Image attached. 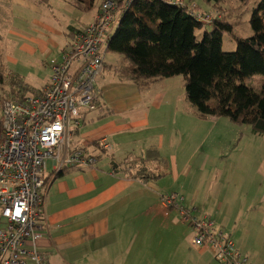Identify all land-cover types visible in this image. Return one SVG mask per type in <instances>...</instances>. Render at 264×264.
<instances>
[{"label":"crops","instance_id":"obj_1","mask_svg":"<svg viewBox=\"0 0 264 264\" xmlns=\"http://www.w3.org/2000/svg\"><path fill=\"white\" fill-rule=\"evenodd\" d=\"M39 46L44 52L46 45ZM48 81L49 77L35 92ZM183 88L175 78L157 82L147 90H138L131 83L99 84L96 92L103 109L80 112L78 129L72 134L79 145L70 144L69 151L93 148L102 138L108 139L112 149L98 154L97 163L89 168L66 165L55 173L50 161L53 170L44 175L38 210L42 236L37 248L44 264H172V251L154 248L157 232L166 237L172 227L169 216L162 212L161 197L169 194L163 179L175 176L177 183L180 173L188 169L225 167L202 154L198 145L188 152L192 142L188 144L186 139L201 135L203 120L194 110H188ZM94 113H99V118L86 125L88 116ZM187 114L191 116L190 126L179 120ZM147 149H156L161 156L160 161L146 164L157 178L142 182L116 171L126 157L141 156ZM188 202L195 206L196 196ZM239 209L236 217H225L221 225L212 220L215 231L227 234L250 264H264L263 192H248ZM203 216L210 217L209 213Z\"/></svg>","mask_w":264,"mask_h":264},{"label":"rangeland","instance_id":"obj_2","mask_svg":"<svg viewBox=\"0 0 264 264\" xmlns=\"http://www.w3.org/2000/svg\"><path fill=\"white\" fill-rule=\"evenodd\" d=\"M68 1L0 0V36L2 37L0 43V106L5 100H20L21 97L35 95L42 81L51 75L48 67L50 59L57 58L60 61L68 30H82L91 21L94 13L102 14V6L106 3L119 6L118 0H95L92 11L80 12L70 6ZM189 1L199 6L198 11L203 15H217L216 10L219 11L221 17L242 39L252 35L253 12L262 2V0H248L246 3H243V0ZM115 11L114 18L108 27V31L113 33L121 18L120 12ZM199 12L197 14L201 16ZM211 30L212 27L206 23L202 31L198 32V39L204 31ZM41 43L46 45L44 52L39 46ZM235 49L236 42L225 33L222 38V51L233 52ZM103 61L114 65L121 63L122 58L109 52L105 53L104 49ZM108 76L103 72L98 77L95 83L96 89L102 83L107 84L110 81L120 83L112 78L109 80ZM174 78L178 84L183 85L182 76ZM254 78L256 77L248 78L245 85L256 90L260 88V85L253 84ZM3 79L5 82L1 83ZM101 104L103 105L102 102ZM188 110L194 109L189 105ZM98 118L99 113L90 114L86 125ZM179 120L186 126L192 124L189 114L179 117ZM75 121L78 119H70L65 134L68 146L70 144L79 145L76 137L72 135L78 129L74 124ZM186 141L188 144L192 142L188 152L198 145L201 147L202 154L215 158L216 164L225 167L211 168L207 165L204 171L188 169L180 173L177 183L173 180L175 176L167 175L163 179L162 185L169 187L166 189L169 194L165 195L185 198L184 207L188 210L182 206L183 201H181V206L172 207L166 213L162 211L165 217L169 216L172 227L169 236L166 234V237H161L157 232L154 248L172 251L173 256L170 257L172 264H218L207 246L197 247L192 244L195 229L191 224L183 221L180 211H186L192 220L203 222L212 217L211 220L220 224L225 217H230L232 214L233 216L238 215L239 208L248 192L252 195L259 190L264 195V133L255 134L250 126L238 125L225 117L210 118L203 120L200 136L193 135ZM185 145L184 142L181 149ZM96 151L99 153V150ZM50 161L47 160L44 175L53 170ZM123 162L126 164L130 160L125 158ZM183 162L184 158L178 168L181 169ZM118 163L121 161L118 160ZM195 196V206H192L188 199ZM158 212L159 208H157ZM206 213H209L210 217H202ZM0 222H3L1 213ZM159 239H161L160 242Z\"/></svg>","mask_w":264,"mask_h":264},{"label":"trees","instance_id":"obj_3","mask_svg":"<svg viewBox=\"0 0 264 264\" xmlns=\"http://www.w3.org/2000/svg\"><path fill=\"white\" fill-rule=\"evenodd\" d=\"M127 1L118 0L116 11L121 18L105 47V53L122 58L119 64L103 62V72L110 79L147 90L157 82L182 76L185 97L199 119L225 117L238 125L250 126L255 134L264 133V0L253 12V33L245 39L237 35L217 10V15L196 20L191 13H196L199 6L189 0L180 5L172 4V0ZM68 2L80 12L92 11L95 5V0ZM206 23L212 30L204 31L198 39V32ZM78 31L68 30L69 39L65 43L74 40ZM225 33L236 42L233 52L222 51ZM253 77H256L253 84L260 85L256 90L245 85ZM100 100L98 96L96 110L102 111ZM1 137L0 117V142ZM91 147L101 153L98 143ZM95 149L82 150L97 158L99 153ZM126 158L130 162L119 164L118 173L142 182L157 178L146 167L148 162L161 160L156 149ZM164 197L168 196L161 198Z\"/></svg>","mask_w":264,"mask_h":264},{"label":"built area","instance_id":"obj_4","mask_svg":"<svg viewBox=\"0 0 264 264\" xmlns=\"http://www.w3.org/2000/svg\"><path fill=\"white\" fill-rule=\"evenodd\" d=\"M182 2L172 0L174 5ZM115 8L112 3L104 4L102 14L64 45L60 61L50 59L51 75L39 92L5 100L0 106V264H44L37 241L42 236L38 210L47 160L53 162L55 173L66 165L89 168L96 163L82 149L69 151L65 134L70 119H79L80 110L96 108L95 83L103 72V50ZM191 15L204 19L195 12ZM74 124L78 126L77 121ZM98 145L100 150H111L107 138ZM181 201L183 198L171 195L162 198L161 205L166 213ZM180 215L195 229L192 244L207 246L218 264H250L227 235L215 231L213 222L192 220L184 210Z\"/></svg>","mask_w":264,"mask_h":264},{"label":"clouds","instance_id":"obj_5","mask_svg":"<svg viewBox=\"0 0 264 264\" xmlns=\"http://www.w3.org/2000/svg\"><path fill=\"white\" fill-rule=\"evenodd\" d=\"M213 11H215V10H213ZM199 11H197L196 12V14L198 13ZM200 14H201V16L203 17V16H206V15H203L201 12H199ZM209 16H213V15H208V17ZM204 19L203 20H206L207 18L206 17H203ZM206 18V19H205ZM203 20H198V21H203ZM94 111H96V108H95V110ZM88 112H91V111H88ZM112 148V147H111ZM105 152H108V151H103V150H101V153H105ZM101 153H99V154H101ZM96 159V163H97V158H95ZM95 163V164H96ZM162 199V198H161ZM162 206V205H161ZM180 206H181V204H180ZM163 208V207H162ZM208 220H210L211 222H213L211 219H208ZM214 223V222H213ZM214 227H215V223H214ZM225 235H227V234H225ZM228 236V235H227ZM229 237V236H228Z\"/></svg>","mask_w":264,"mask_h":264}]
</instances>
